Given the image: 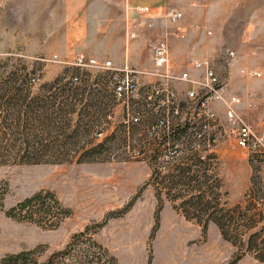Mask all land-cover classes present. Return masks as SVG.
<instances>
[{
	"label": "rangeland",
	"instance_id": "obj_1",
	"mask_svg": "<svg viewBox=\"0 0 264 264\" xmlns=\"http://www.w3.org/2000/svg\"><path fill=\"white\" fill-rule=\"evenodd\" d=\"M143 5L156 14L184 11L188 36L170 38L177 42L170 60L190 80L155 72L145 39L127 37ZM226 48L237 54L231 64ZM81 55L99 63L81 65ZM192 57L213 61L227 94L243 99L235 106L263 133L264 0H0V264H45L82 231L84 247L91 237L118 264H264V143L235 144L225 102L203 104L204 77ZM106 59L113 64L104 66ZM125 62L140 83L119 99L114 83ZM53 83L54 95L67 84L85 90L71 124H63L79 142L24 161L16 128L25 121V98L36 108L37 95ZM80 109L87 130L73 138ZM39 191L58 205L35 219L9 213Z\"/></svg>",
	"mask_w": 264,
	"mask_h": 264
},
{
	"label": "built area",
	"instance_id": "obj_2",
	"mask_svg": "<svg viewBox=\"0 0 264 264\" xmlns=\"http://www.w3.org/2000/svg\"><path fill=\"white\" fill-rule=\"evenodd\" d=\"M136 12V20L130 23L127 30V37L130 40H135L137 38H144L145 44L149 50L151 60H153L154 71H163V75L170 78H178L180 80H190L189 70L174 72L172 63L170 60L171 44L170 38L175 37L178 39H187L188 32L187 29L182 26V21L185 19V13L183 10L177 7H170L168 12L156 14L150 9V6L143 5L138 6L134 10ZM162 19V20H160ZM160 28V33L155 34V30ZM153 31V33L148 37L147 32ZM212 33L211 30H208ZM236 51L230 48H226L225 60L227 63L231 64L236 57ZM79 64L88 63H99L96 58L90 57L86 59L84 55L79 56ZM191 65L195 68L202 70L203 80L200 82L201 86L206 88V98L203 104L209 105L211 100H223L226 104V120L228 124L227 132L229 136L233 139L235 144L239 147H244L248 149H255L264 143V132L260 133L254 130L252 123L242 115V113L235 106L241 101L242 97L238 94L230 93L227 94L225 83H222L219 76L216 74L213 61L206 57L198 58L192 57L190 61ZM113 61L106 59L103 63L104 66H111ZM122 73L116 76V81L114 83V92L120 99L122 97L130 95V93L135 90L140 83L138 77L135 73L137 72L129 63H126L119 68ZM120 71H118L120 73ZM244 74L261 76L262 72L257 69H242ZM74 80H78V77L73 76ZM171 95H175V91L171 90ZM189 95L196 97L197 92L195 90H189ZM252 97V93L248 94V99ZM249 102V101H248ZM252 104V102L248 103ZM209 117L213 120L217 119V112L210 109L208 111ZM139 119V118H137ZM165 123L164 119L159 120L153 127V132L159 131L162 125ZM199 137L203 136V132L198 133Z\"/></svg>",
	"mask_w": 264,
	"mask_h": 264
},
{
	"label": "trees",
	"instance_id": "obj_3",
	"mask_svg": "<svg viewBox=\"0 0 264 264\" xmlns=\"http://www.w3.org/2000/svg\"><path fill=\"white\" fill-rule=\"evenodd\" d=\"M47 87L48 89L44 93L37 95L39 106L36 108H30L32 102L28 97L25 98L26 108L23 111V113H25V121L21 126L22 128H16V130H21L23 134L22 139L18 141L20 146H22V149L19 150H23L21 158L27 162H38L43 153L48 150L52 151L58 149L62 152L63 149L70 147V144L79 142L78 140H72V142L69 140L63 129V124L69 121V123H66L67 128L71 124L73 119L72 115L74 113L73 111H75L77 106L76 104L84 102L85 100V90L79 86L71 88L72 86L67 84L63 85L61 90H58L54 95L53 88L56 87V84L53 83ZM58 110H60L62 114L60 113L57 115L59 113ZM83 120L84 114L80 109L78 120L76 121V126H74L73 130V138H76L77 133L81 134V132L87 130L85 127L86 124ZM40 131L43 132V135L41 134V136L39 134ZM53 131L55 132L53 133ZM45 134L49 135L48 139L45 138ZM164 137H166V135L163 134L161 139L166 141L168 137ZM85 142L86 141H84V143ZM14 145L16 146V144ZM44 156L45 155H43V157ZM68 156L71 157L70 155ZM87 156L88 155L84 154L80 156L79 159H86ZM65 157L66 156H63L61 159H68ZM48 161L57 160L50 159ZM50 195L52 194H47L43 191L36 192L12 206L9 209V213L19 218L30 217L35 219L36 212L43 211L44 208H46L45 206L52 207L58 205V199H55L53 195L50 197ZM184 202L185 201H183V203ZM197 211H199V209H197ZM50 215L53 214L50 213ZM218 224L220 223L218 222ZM85 234V231L74 234L64 248L53 252L47 258L45 264H56L57 257L60 256L62 258L68 257L74 262V264H118L116 257L109 252L107 248L102 246V244L97 243V241L91 237H88V245L87 247H84L80 241L83 236H86Z\"/></svg>",
	"mask_w": 264,
	"mask_h": 264
},
{
	"label": "crops",
	"instance_id": "obj_4",
	"mask_svg": "<svg viewBox=\"0 0 264 264\" xmlns=\"http://www.w3.org/2000/svg\"><path fill=\"white\" fill-rule=\"evenodd\" d=\"M176 44L177 42H175L174 40L172 41V47L171 50L174 51L176 49Z\"/></svg>",
	"mask_w": 264,
	"mask_h": 264
}]
</instances>
